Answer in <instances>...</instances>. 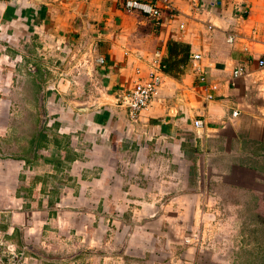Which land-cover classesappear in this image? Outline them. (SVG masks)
<instances>
[{
    "label": "crops",
    "instance_id": "crops-1",
    "mask_svg": "<svg viewBox=\"0 0 264 264\" xmlns=\"http://www.w3.org/2000/svg\"><path fill=\"white\" fill-rule=\"evenodd\" d=\"M123 1L0 0V242L20 264H264V0H140L157 27Z\"/></svg>",
    "mask_w": 264,
    "mask_h": 264
},
{
    "label": "built area",
    "instance_id": "built-area-1",
    "mask_svg": "<svg viewBox=\"0 0 264 264\" xmlns=\"http://www.w3.org/2000/svg\"><path fill=\"white\" fill-rule=\"evenodd\" d=\"M7 2L12 3H19L21 0H4ZM122 9L127 12L132 13H138L145 18L151 20L154 24V26L159 25L161 12L160 8L157 7L155 4L151 2H143L140 0H125L122 2L121 5ZM247 10H244L246 12ZM229 41L232 40V38L229 36ZM159 52H156V58L154 61V70L148 75L147 79L142 83L141 85L137 86L135 89H133L130 92H127L125 95L122 96L121 102L124 108L127 111V115L129 120L135 121L143 109H145L152 96L156 92V88L160 83L159 78ZM200 56L195 54L192 57V60L197 61L199 60ZM97 62L99 64L103 63L102 59H98ZM257 66L259 68H264V55L258 60ZM32 66L29 67L30 70H32ZM243 71L239 69H235L232 72L233 77L241 76ZM215 89V88H212ZM201 121L195 120L194 121V127L200 128ZM21 260V254L17 253L11 246L4 245L2 242H0V264H20Z\"/></svg>",
    "mask_w": 264,
    "mask_h": 264
},
{
    "label": "rangeland",
    "instance_id": "rangeland-1",
    "mask_svg": "<svg viewBox=\"0 0 264 264\" xmlns=\"http://www.w3.org/2000/svg\"><path fill=\"white\" fill-rule=\"evenodd\" d=\"M244 10H246V8H244V7H240V8H238V10L236 11V12H238V13H242V12H244ZM33 67V66H32ZM42 69V70H46V71H48V73L50 72L48 69H44L43 67H39V69ZM77 68V67H76ZM64 69V68H63ZM78 69H80V67H78ZM29 71H32V70H30V69H28ZM46 71H45V73H46ZM23 98H24V96L22 97V100L20 99V96H18V98L17 99H19V100H21V101H23ZM47 119V118H46ZM29 133V132H28ZM243 257V256H242Z\"/></svg>",
    "mask_w": 264,
    "mask_h": 264
},
{
    "label": "trees",
    "instance_id": "trees-1",
    "mask_svg": "<svg viewBox=\"0 0 264 264\" xmlns=\"http://www.w3.org/2000/svg\"><path fill=\"white\" fill-rule=\"evenodd\" d=\"M160 67H161V64H160ZM162 68V67H161ZM163 69V68H162Z\"/></svg>",
    "mask_w": 264,
    "mask_h": 264
}]
</instances>
